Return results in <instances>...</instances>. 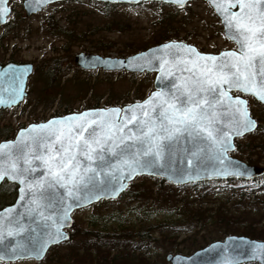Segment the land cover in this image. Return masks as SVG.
Here are the masks:
<instances>
[{
  "label": "rangeland",
  "instance_id": "obj_1",
  "mask_svg": "<svg viewBox=\"0 0 264 264\" xmlns=\"http://www.w3.org/2000/svg\"><path fill=\"white\" fill-rule=\"evenodd\" d=\"M106 4L99 0H65L27 16L23 0L10 1L11 27L0 26V35L7 33L0 40V63L31 62L34 69L28 77L24 100L0 111V133L9 130L14 137L19 128L31 122L91 107L125 105L144 99L154 89L156 73L84 70L74 61L80 52L125 57L165 38L184 40L204 52L236 48L224 35L221 19L207 0H189L183 7L158 1ZM49 21L63 27L66 33L44 30ZM52 68L60 71L55 80L45 76ZM246 97L252 115L264 124V108ZM3 138L0 136V140ZM249 139L243 138L245 142ZM231 154L246 159L241 152L234 150ZM152 177L142 175L133 180L131 189L141 191L139 195L127 194L113 202L77 209V231L92 229L93 220L106 221L99 227L108 232L121 233L125 228L134 235L130 250L138 257L135 260L142 257L146 264H170L166 259L169 252L191 254L229 234L245 235L246 227L264 231V175L260 186L254 179L247 183L243 179H213L207 184L179 187L164 179L165 183L159 185ZM4 196L8 194L1 190L0 197ZM186 199L196 214L202 212L203 220L193 230L171 237L166 231L184 216ZM139 232L147 233L146 238L141 239ZM76 237L82 238L78 232ZM68 246L55 247L51 251L53 258L70 253ZM116 249L112 254L124 253ZM49 263L45 259L40 264Z\"/></svg>",
  "mask_w": 264,
  "mask_h": 264
},
{
  "label": "snow or ice",
  "instance_id": "obj_2",
  "mask_svg": "<svg viewBox=\"0 0 264 264\" xmlns=\"http://www.w3.org/2000/svg\"><path fill=\"white\" fill-rule=\"evenodd\" d=\"M171 2L182 6L185 0ZM209 2L221 17L225 35L238 45L237 50L223 52L219 57L202 56L194 48L182 44L164 45V48L185 49L193 54L192 58H182L171 53L174 57L171 61L161 58L158 80L171 77L174 72L187 73L172 82L169 90L153 92L142 104L126 107L125 117L123 120L118 117L115 124L106 113H118L119 109L98 110L100 115L96 119H85L89 116L85 112L49 120L47 124L31 125L30 129L39 128L43 130L42 134L34 136L22 131L17 137L15 153L10 152L7 158L0 154V180L7 177L21 185L26 184L27 192L21 187L18 201H27L25 212L17 215L51 219L45 213L51 205L50 190L57 185L65 189V196L87 200L96 186L94 177L100 175L91 164L97 159L104 161L108 153H115L111 157L115 163L109 165V169H115L113 179L121 171L127 172L124 179H131L138 171L153 168L158 161L172 156L173 146L178 147L182 140L194 146L206 145L208 150L226 151L232 146L229 132L217 126L214 111L216 104L225 99L234 100L236 104V134L254 127L255 122L244 108L246 102L239 97H229L226 89L236 88L264 101V0ZM234 7L238 10L232 11ZM149 107L151 113L147 110ZM137 108L139 115L134 111ZM4 147L0 145V149ZM204 150L196 147L188 154L196 157ZM34 162L40 163L33 166ZM192 163L189 159L188 164ZM38 169H43L42 174ZM113 189L117 190L114 185ZM70 208L71 205L63 204L64 210L59 216L61 223L56 231L46 233V238L32 246L31 250L37 256L42 255L49 243L63 237L60 227L67 220ZM4 211L11 213L12 208ZM3 223L4 218L0 216V224ZM8 223L18 224L19 221L13 217ZM22 231L24 227L19 225L10 228L8 235Z\"/></svg>",
  "mask_w": 264,
  "mask_h": 264
},
{
  "label": "water",
  "instance_id": "obj_3",
  "mask_svg": "<svg viewBox=\"0 0 264 264\" xmlns=\"http://www.w3.org/2000/svg\"><path fill=\"white\" fill-rule=\"evenodd\" d=\"M58 1L64 0H40V2H37V0H23V7L25 9L26 15L30 16L34 13L42 11L49 4ZM100 1L103 3L112 4H137L142 1H158L163 3H171L179 7H183L189 2V0H185L184 4L181 6L176 3H172L171 0ZM207 1L209 2V0ZM9 2L10 0H0V25H4L7 22L11 13ZM210 5L212 6V4ZM237 10L238 8L236 7L232 8V11ZM219 18L221 19L220 16ZM223 33L225 35L224 25ZM225 36L228 38L227 35ZM230 40L235 43L236 48L224 49L217 53L204 52L199 50L194 44L188 43L184 40L172 39L154 44L146 49L137 51L125 57L102 56L95 53L80 52L75 55L74 61L76 66L85 70H94L100 68L106 71L126 70L129 72L147 71L156 73L154 79V89L144 99L125 105L91 107L80 111H73L62 115L52 116L44 121L31 122L28 125L19 128L14 138L0 141V145H5L3 149H0V154H3L5 158H7V155L10 152L13 154L15 153L16 148L18 147L16 143L17 137L22 131H24L25 134L31 133L34 136H39L42 134L43 130L39 128L30 129L31 125L47 124L49 120H61L62 118L71 117L73 115H78L85 112L89 113V116L85 119H96V117L100 115L98 110L119 109L120 111L118 113H106L111 122L115 124L118 117L121 120H123L125 117L124 110L126 107L136 105L138 103L142 104L143 101L148 99L153 92H157L162 89L165 91L169 90L171 88L172 82H174L177 78L182 79L183 76L187 75V73L182 74L180 72H174L171 77L158 80L157 77L161 75L159 72V63L161 58L171 61L174 59L171 53H176L182 58H192L193 54L188 53L185 49L164 48V45L182 44L186 47L194 48L195 52L202 56L213 55L219 57V55L223 52L235 51L238 49V45L236 44L235 40ZM33 69L34 65L30 62L17 63L10 61L0 64V109L11 108L20 104L24 100L28 93V77L33 72ZM226 90L229 97H239L246 102L244 108H246L249 118L255 122L254 127H251L247 131H243L241 134H236L234 131V118H238V114L235 113V101H228L225 99L216 104L214 111L217 114V126L229 132V142L232 145L231 147L227 148L226 151H219L218 149L208 150L206 145L197 144L194 146L193 143L182 140L178 147L175 145L173 146V149L171 150L173 152L172 156L158 161L153 168L138 171L136 174L132 175L131 179L123 178L127 175L126 171L119 172L116 178L113 179V173L115 172V169H109V165L115 163V161L111 159L115 153H108L104 157V161L97 159L91 164V167L95 168L96 171L100 173V175H96L94 177L96 186L95 188L91 189V194L87 200H76L74 197L65 196V189L59 185L54 186L50 190L51 205L49 210L45 213V216H51V219L28 216L27 214L17 215L18 213L25 212L24 205L27 203V201H20L19 203L18 201L20 200L21 196L20 188L25 187L27 192L26 184L21 185L19 181H12L7 177L0 180V184L6 180L8 182L15 183L18 187L16 199L12 203L0 209V216H3L4 218V223L0 224V259L16 260L17 258L29 257H34L36 259L43 258L50 246L59 244L70 237L69 229L74 223L73 212L75 210L89 206L93 203H97L102 199L108 200L118 198L128 188L129 183L137 176L150 175L154 177H161L166 182L173 185H183L212 179L237 178L251 180L264 175V165L249 163L231 154V152L236 149L235 139L254 131L259 125L258 120L251 113L246 95L253 97L263 105L264 101L259 100L251 93H245L237 90L236 88ZM235 92L240 93L235 94ZM177 95H179V93H177ZM147 110L149 113L152 111L150 107ZM134 111L137 115L140 114L139 108L134 109ZM56 127L59 128L61 125H56ZM128 127H132V125H128ZM196 147L204 148L205 150L199 152L196 157H192L188 154V151H195ZM132 150L135 151V148ZM189 159L193 161L191 165L188 164ZM105 161H107V163H105ZM39 163L40 162H34L33 166H36V164ZM38 171H40L42 174L43 169H38ZM89 174L91 175V173ZM121 184L123 187L120 186ZM113 185L117 190L113 189ZM63 204L71 205V208L67 214L68 218L60 227V232H62L64 235L62 238L56 239L55 242L49 243L46 249H44L42 255L37 256L31 250L32 246L38 240L46 238V233H54L56 231V227L61 223L59 216L63 213ZM8 208H12L11 213L4 211V209ZM13 217L19 221L18 224L8 223V221L13 219ZM53 221H55V224ZM19 225H23L24 231L13 232V235L9 236V229L17 228ZM166 259L170 262V264H242L247 262H257L259 264H264V239L252 238L247 235L229 234L224 239L212 241L209 244L196 249L191 254L169 252L166 255Z\"/></svg>",
  "mask_w": 264,
  "mask_h": 264
},
{
  "label": "trees",
  "instance_id": "obj_4",
  "mask_svg": "<svg viewBox=\"0 0 264 264\" xmlns=\"http://www.w3.org/2000/svg\"><path fill=\"white\" fill-rule=\"evenodd\" d=\"M110 5V4H106ZM12 20L8 19V22L5 24L6 29H9L11 26H9L10 22ZM44 30H49L50 32H63L66 33V30L57 25L56 23L53 24L51 21L46 23V26L44 27ZM6 31L0 35V40L6 35ZM171 39V38H170ZM169 40V38L165 39H158L156 40V43ZM57 64V63H56ZM58 65V64H57ZM56 65V66H57ZM60 71L56 68H52L51 70L46 71L45 76L51 77L52 80H55L59 77ZM52 83V81H51ZM238 93V92H237ZM139 99V98H137ZM254 103L262 106L264 108V105H262L257 100L253 99ZM3 109H0L2 111ZM258 120V119H257ZM258 127L246 134L243 137H238L235 140L236 143V149L235 151L241 152L242 155H246L245 161L253 164H260L263 163L264 165V124L260 123ZM0 136H3V139L12 138V134H10V131H2L0 133ZM250 137L249 140L246 142L243 140L244 137ZM151 177V176H150ZM155 179V181H158L159 185H162L164 180L160 177H152ZM213 181V180H212ZM216 182H222L224 180H214ZM230 181V180H227ZM242 182L247 183L246 180H241ZM132 181L127 188L118 198H121L127 194H137L139 195L141 191H134L131 189L132 187ZM211 181H203L198 182V184H207ZM254 182L257 186H260L262 183V179L256 178L254 179ZM191 185H194L196 183H190ZM170 186V185H169ZM186 185H181L179 187H184ZM254 189V188H253ZM5 192L8 194V197H0V207H3L6 204H9L13 202L15 195H16V185L14 183H10L8 181H3L0 184V191ZM116 199H109V200H100L99 202H113ZM187 201V199H186ZM188 206H192L191 203L188 201L184 204V216L180 219L176 220L173 223V226H170V229L166 231V234L169 233L171 237L175 236L178 237L183 232H189L198 227L196 225L200 220H203V218H200L201 211H199L196 214V209H190ZM192 208V207H191ZM103 218V217H101ZM219 220H224L223 217H219ZM106 222V221H105ZM105 222H99L96 220L92 221V229H85L82 231H77L78 227L74 226V230L72 231V236L70 239H68L63 244H69L70 253H62L55 256L56 261L60 263H67L70 264H146L147 260L144 258H140L135 260L134 253L130 250V246L134 245L132 241L134 240V235L127 231L125 228H122V232H108L106 229L102 230L99 226L100 224H105ZM199 224V223H198ZM155 227V226H154ZM246 231H244L243 234L254 237V238H262L264 239V231H257L254 227H246ZM81 235L82 238H79L76 240V233L77 232ZM168 232V233H167ZM161 233H164L163 230H161ZM139 235L141 236V239H145L147 236V233L139 232ZM76 240V241H75ZM58 247V246H57ZM113 247V248H112ZM135 247V246H134ZM133 247V249H134ZM112 248V249H111ZM116 248H120L124 251V253H116L112 254V251L115 252L117 250Z\"/></svg>",
  "mask_w": 264,
  "mask_h": 264
},
{
  "label": "flooded vegetation",
  "instance_id": "obj_5",
  "mask_svg": "<svg viewBox=\"0 0 264 264\" xmlns=\"http://www.w3.org/2000/svg\"><path fill=\"white\" fill-rule=\"evenodd\" d=\"M10 61H14V60H9L8 62ZM14 62H17V61H14ZM7 63V62H6ZM17 63H23V62H17ZM31 63V62H30ZM1 64V63H0ZM15 184V183H14ZM16 185V184H15ZM17 185H16V195H15V198L14 200L16 199V196H17ZM2 207H0L1 209ZM75 220V219H74ZM74 223H73V226L69 229V233H70V237L69 239L71 238L72 236V231L74 230ZM67 241V240H66ZM66 241H63V242H60L59 244H55V245H52L48 248L46 254L43 256V258L41 259H36L34 257H29V258H17L16 260H3V259H0V263H4V264H40L42 261H44L45 259L48 261L49 260V264H70L69 262L67 263H60L58 261H56L55 257L53 258L52 254H51V251L57 247V246H60V245H63L64 242ZM52 259V260H51ZM33 262V263H32Z\"/></svg>",
  "mask_w": 264,
  "mask_h": 264
}]
</instances>
